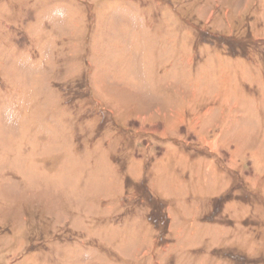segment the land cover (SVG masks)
Returning <instances> with one entry per match:
<instances>
[{
	"label": "rangeland",
	"instance_id": "obj_1",
	"mask_svg": "<svg viewBox=\"0 0 264 264\" xmlns=\"http://www.w3.org/2000/svg\"><path fill=\"white\" fill-rule=\"evenodd\" d=\"M0 264H264V0H0Z\"/></svg>",
	"mask_w": 264,
	"mask_h": 264
}]
</instances>
